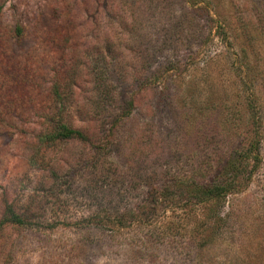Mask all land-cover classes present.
<instances>
[{"label":"rangeland","instance_id":"1","mask_svg":"<svg viewBox=\"0 0 264 264\" xmlns=\"http://www.w3.org/2000/svg\"><path fill=\"white\" fill-rule=\"evenodd\" d=\"M98 83L113 101L93 118ZM70 102L87 142L54 139ZM251 144L260 163L203 224L175 182L221 178ZM9 210L0 264H264V0H0Z\"/></svg>","mask_w":264,"mask_h":264},{"label":"trees","instance_id":"2","mask_svg":"<svg viewBox=\"0 0 264 264\" xmlns=\"http://www.w3.org/2000/svg\"><path fill=\"white\" fill-rule=\"evenodd\" d=\"M14 34L17 39H21L23 37L24 31L21 27H16L14 30ZM111 55H113V51L111 52ZM114 57V56H113ZM116 61V60H115ZM112 59V62H115ZM115 65H117L115 63ZM115 71V70H114ZM59 88L60 84H55L53 90L56 95L59 96ZM95 90L96 94L98 95V98L95 102H92L93 106L91 108L90 114H92L90 117L96 118L98 117V114L96 112H99L101 110L107 109L108 105H110L113 101L112 90L108 87L102 85V83L95 84ZM72 103H68L67 106L62 105V112L60 113V116L56 119V125L54 130V139L59 140H77L79 142H87L89 140V123L88 121L82 117L81 110L72 108ZM134 99H130L128 102H122L120 106V110L118 114L113 119V124H117L119 120L122 119V115L128 116V114L131 113V108L133 107ZM66 108V109H65ZM71 111V112H70ZM73 114L78 120L83 122L82 129L74 128L70 126L67 122L64 120L63 113ZM101 113V112H100ZM76 114V115H75ZM71 118V117H70ZM111 122V123H112ZM99 125V124H98ZM105 124L103 123L101 126H103L101 131V126L97 128L96 126L92 128L93 133H96L99 135V133L104 132H110V126L105 129ZM93 127V126H92ZM97 128V131H95ZM113 132V130L111 131ZM259 146L256 144L253 147V144L242 153H237L234 157H229L227 161L222 166L221 171V178L214 179V181H189V182H181V180L177 183V186L179 187V193L183 194L185 197L186 203L185 205L189 204L190 207L200 206L203 208V212L200 214L201 221L203 220V224H209L210 222L212 224H217L220 221L219 212L220 209H222L223 204L225 203L226 198L230 194H234L239 190V188H242L243 184L242 181L245 179H250L252 171H254L258 164L260 163L259 158ZM252 158V159H251ZM248 160H253V164L251 166V169L249 171H246L247 169V163ZM171 187H165L163 189L159 188V192L157 193L158 200L163 199L165 196V192L167 193L168 190ZM177 192V193H178ZM186 193V194H184ZM157 200V201H158ZM97 221H102L100 218L95 217ZM16 224L21 225L23 224V220L21 217L15 215L12 211H8V214L5 218H3L0 221V230L6 225V224Z\"/></svg>","mask_w":264,"mask_h":264}]
</instances>
